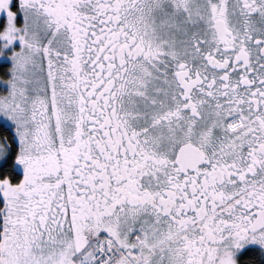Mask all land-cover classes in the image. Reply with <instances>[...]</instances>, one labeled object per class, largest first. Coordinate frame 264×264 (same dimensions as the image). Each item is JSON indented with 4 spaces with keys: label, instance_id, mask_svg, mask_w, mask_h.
I'll return each mask as SVG.
<instances>
[{
    "label": "snow or ice",
    "instance_id": "1",
    "mask_svg": "<svg viewBox=\"0 0 264 264\" xmlns=\"http://www.w3.org/2000/svg\"><path fill=\"white\" fill-rule=\"evenodd\" d=\"M0 264H264V0H0Z\"/></svg>",
    "mask_w": 264,
    "mask_h": 264
}]
</instances>
